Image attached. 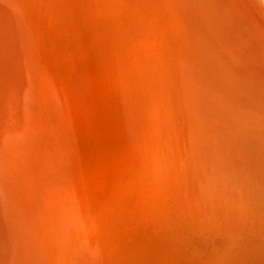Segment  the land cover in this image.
<instances>
[{
    "label": "bare ground",
    "instance_id": "obj_1",
    "mask_svg": "<svg viewBox=\"0 0 264 264\" xmlns=\"http://www.w3.org/2000/svg\"><path fill=\"white\" fill-rule=\"evenodd\" d=\"M263 13L0 0V264H264Z\"/></svg>",
    "mask_w": 264,
    "mask_h": 264
},
{
    "label": "water",
    "instance_id": "obj_2",
    "mask_svg": "<svg viewBox=\"0 0 264 264\" xmlns=\"http://www.w3.org/2000/svg\"><path fill=\"white\" fill-rule=\"evenodd\" d=\"M27 5H25L24 7L22 6V9L25 8ZM21 10V7H20ZM23 13V15H22ZM21 15L23 16L22 22L24 21V27L26 26H32V12H27L26 10H21ZM263 17H264V13H263ZM259 32H261L264 35V28L258 30ZM264 38V36H261ZM31 38V37H30ZM7 104V103H6Z\"/></svg>",
    "mask_w": 264,
    "mask_h": 264
}]
</instances>
